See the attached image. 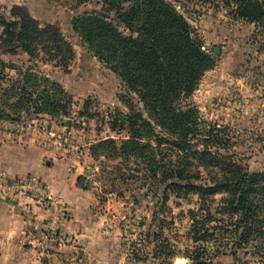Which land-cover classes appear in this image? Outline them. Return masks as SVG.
I'll use <instances>...</instances> for the list:
<instances>
[{"label":"rangeland","instance_id":"rangeland-1","mask_svg":"<svg viewBox=\"0 0 264 264\" xmlns=\"http://www.w3.org/2000/svg\"><path fill=\"white\" fill-rule=\"evenodd\" d=\"M47 1L51 6L41 9L46 13L38 19L22 6L10 9L11 16L0 10V135L40 143L52 153L45 156L47 165L53 156L66 155V172L70 178L75 173L76 178L81 177V188L76 183L78 196L65 202L41 182L39 189L9 186L33 178L7 180L5 198L31 196L48 216L44 230L25 228L34 242L17 241L12 257L1 264H173L175 259L197 264L193 217L201 219L199 210L208 209L220 220L216 225L223 224V228L234 218L226 209V192L208 196L203 204L191 188L210 185L211 177L218 173L190 161L183 168V177L193 176L192 180L180 182L185 187L175 191L167 188L163 196L173 180H162L161 175L177 166L182 151L149 120L137 94L96 58L72 29L73 18L100 13L101 0ZM164 1L186 20L193 38L215 61L181 104L197 109L198 123L219 136V146L209 134L190 145L199 151L210 147L250 174L264 173V23L250 24L237 18L234 5L220 0ZM24 15L31 18L25 19L26 23L49 35L31 37V41L3 36V23ZM113 22L125 33L116 19ZM18 43L29 52L14 48ZM22 87L30 100L16 106ZM43 94L55 103L66 100L70 112L65 115L48 106L39 99ZM40 124L46 126V134L37 130ZM133 135L149 145L144 155H154L152 163L158 162L159 166H153L156 180L144 175L145 162L133 153L119 156L103 146L91 151L108 139L119 147ZM158 137L164 140L160 147ZM24 217L32 220L30 212ZM207 224L211 227L214 223ZM212 241L205 243L208 248L214 247ZM216 241L223 244V251L208 255L205 264H264V238L226 248L230 237L223 229L216 234ZM257 243L261 248L255 252Z\"/></svg>","mask_w":264,"mask_h":264},{"label":"trees","instance_id":"trees-1","mask_svg":"<svg viewBox=\"0 0 264 264\" xmlns=\"http://www.w3.org/2000/svg\"><path fill=\"white\" fill-rule=\"evenodd\" d=\"M220 1L233 4L237 18L250 24L264 23V0ZM101 3L100 13L73 18L72 29L94 56L109 66L137 94L149 120L172 137L173 142L170 144L182 151L178 155L177 166L161 175L162 180H173L169 187L164 188L163 196L167 188L175 191L185 187L180 182L192 180L193 176L183 177V168L193 160L207 168L208 172L218 173L211 177L210 185H191L198 192L203 204H206L208 196L220 191L227 193L226 209L234 218L226 223V227L223 228V224L216 225L220 220L217 216H212L208 209L199 210L201 219L197 220L195 216L192 219V236L196 244L193 253L195 262L205 264L208 255L213 257L221 254L223 244L216 243V234L223 229L230 237V243L225 244L226 248L229 245L232 249L245 246L253 240L264 238V173L250 174L229 157L212 152L210 147L199 151L190 145L193 140L199 139L201 142V137L209 134L210 139L215 140V145L219 146V136L212 129H204L198 123L197 109L181 104L194 93L203 75L214 67V58L201 49L186 20L164 0H101ZM25 19L31 18L24 15L17 17L15 21L3 23V36L8 40L17 38L31 41V37L40 39L49 35L48 32L37 29L34 24L26 23ZM115 19L123 26L125 33L120 32L114 25ZM18 44L14 48L29 52L21 43ZM13 84L15 85H11ZM24 90L22 87L18 93L16 106L30 100ZM43 96L39 99L48 106L61 109L65 115L70 112V104L66 100L55 103L49 95ZM35 102L37 104L39 101ZM116 122L111 124V130ZM163 141V138L158 137L157 146L160 147ZM102 146L110 148L111 154L119 156L133 153L145 162L144 175L156 180L153 166L159 164L157 161L152 163L154 155H144L149 145L142 144L138 137L131 136L119 147L115 146L114 140L108 139L92 147L91 151L94 152ZM80 181L81 177H78L79 188ZM211 222L214 224L207 227V223ZM210 239L213 240L214 247L208 248L205 243ZM260 245L257 243L253 246L255 252L261 248Z\"/></svg>","mask_w":264,"mask_h":264},{"label":"crops","instance_id":"crops-1","mask_svg":"<svg viewBox=\"0 0 264 264\" xmlns=\"http://www.w3.org/2000/svg\"><path fill=\"white\" fill-rule=\"evenodd\" d=\"M47 4L49 5L47 0H0V10L11 16L10 9L22 6L33 18L38 19L39 14L46 13L41 9L46 8ZM32 141L30 138L17 140L15 137L0 135V264L12 257L17 241L22 239L29 240L28 243L34 242L31 240L33 237L25 233V228L28 226L34 231L44 230L48 216V212L39 207L31 196L5 198L4 186L7 180L36 179L65 202L72 200L73 195L77 194L74 191L76 173L70 178L65 169L67 156H53V160L47 165L45 156H52V153H48L40 143ZM25 212L32 214L31 221L26 220Z\"/></svg>","mask_w":264,"mask_h":264},{"label":"built area","instance_id":"built-area-1","mask_svg":"<svg viewBox=\"0 0 264 264\" xmlns=\"http://www.w3.org/2000/svg\"><path fill=\"white\" fill-rule=\"evenodd\" d=\"M19 129H20V130H23L24 127H23V126H20ZM37 130L40 131L42 134H46V126H44V125H41V124H40V125L37 127ZM7 183H9V182L6 181V182H5V185H7ZM14 183H16V184L14 185V184L9 183V184H10L9 186H10L12 189H24V188H28V187H33L34 189H35V188H37V189L41 188L39 181L36 180V179H32V180H30L29 183H23V182H20V181H19V182H14ZM7 192H8V191H5V193H7ZM46 199L49 201V203L52 201V199H51L50 196H47Z\"/></svg>","mask_w":264,"mask_h":264},{"label":"water","instance_id":"water-1","mask_svg":"<svg viewBox=\"0 0 264 264\" xmlns=\"http://www.w3.org/2000/svg\"><path fill=\"white\" fill-rule=\"evenodd\" d=\"M218 52H219L218 49L215 48L214 49V53L218 54ZM180 263L185 264V260H183V259H175L173 264H180Z\"/></svg>","mask_w":264,"mask_h":264},{"label":"bare ground","instance_id":"bare-ground-1","mask_svg":"<svg viewBox=\"0 0 264 264\" xmlns=\"http://www.w3.org/2000/svg\"><path fill=\"white\" fill-rule=\"evenodd\" d=\"M180 264H182V263H180Z\"/></svg>","mask_w":264,"mask_h":264}]
</instances>
